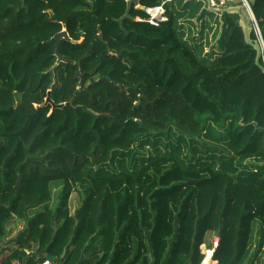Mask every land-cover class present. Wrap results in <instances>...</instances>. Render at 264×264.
Returning a JSON list of instances; mask_svg holds the SVG:
<instances>
[{"label":"trees","instance_id":"16d2710c","mask_svg":"<svg viewBox=\"0 0 264 264\" xmlns=\"http://www.w3.org/2000/svg\"><path fill=\"white\" fill-rule=\"evenodd\" d=\"M127 1L0 0V264H200L215 237V264H262L264 73L239 17L209 62L179 23L214 18L202 0L120 24Z\"/></svg>","mask_w":264,"mask_h":264},{"label":"water","instance_id":"95a60500","mask_svg":"<svg viewBox=\"0 0 264 264\" xmlns=\"http://www.w3.org/2000/svg\"><path fill=\"white\" fill-rule=\"evenodd\" d=\"M211 1L212 0H202V2L204 3V5L208 11L216 13V14H220V15H222V14H235L239 17L238 23H239V26L241 27L242 34L244 37V41L248 46H251L256 51L255 64L257 66H259L260 69L262 70V72L264 73V67L260 66V64H259L260 58L263 54V48L258 41H256V42L251 41V33L253 31L254 23H256L253 14L251 15L249 9L246 8L242 4L223 5V6H219V7H212ZM213 1L216 2L217 0H213ZM138 2H139V0H128L127 1L125 14L122 18H120L118 20L120 24H122L123 20L130 18L129 11H130L131 5H138ZM62 40H66L72 44L76 43V41L69 38L68 33L66 32L65 29H63L59 33L55 34L50 40L47 41V43L54 42L55 56L57 58L55 65H57L60 62L65 61L64 59H62V57L59 55V52H58L59 46H60V43ZM48 102H49V99L47 98L45 101V104H47ZM58 108H62V105L58 106ZM252 125L257 130L264 133V128H258L255 123H252Z\"/></svg>","mask_w":264,"mask_h":264},{"label":"built area","instance_id":"2783aa9c","mask_svg":"<svg viewBox=\"0 0 264 264\" xmlns=\"http://www.w3.org/2000/svg\"><path fill=\"white\" fill-rule=\"evenodd\" d=\"M173 1L174 0H163V4L161 6L156 7L154 9H147L146 12L148 13L150 17V22H154V21L158 22V21L166 20V18L164 17V5L172 3ZM234 2H239L242 5H244L246 8L249 9L250 14L252 15V10L247 0H217L216 2L211 1V6L219 7L223 5H230V4H233ZM253 29L255 33L257 34L258 42L261 44L263 48V52H264V43L262 41V38H261L259 29L256 23H254ZM217 245H218V237H215L213 240V247L211 249L206 248L204 245L200 247L201 253L203 255V259L200 264H215V261L213 259V254H214L215 249L217 248ZM41 264H56V263L50 260H44Z\"/></svg>","mask_w":264,"mask_h":264},{"label":"rangeland","instance_id":"374dc122","mask_svg":"<svg viewBox=\"0 0 264 264\" xmlns=\"http://www.w3.org/2000/svg\"><path fill=\"white\" fill-rule=\"evenodd\" d=\"M192 21H193L192 25H194L193 26V33H196L197 37H198V39H196L197 44L194 43L193 40L189 39L191 35H187V36H185V38H187L193 44V46H195L197 48L198 52L200 51L202 54L205 53V55L207 54L206 53L207 51L204 50V48H205L204 45H206V43H208V45H209L208 46V48H209L208 52H210V57L207 59L210 62L215 57L216 52L220 49V42H219L220 30H221L220 20L219 19H217L216 21L208 20V21H210V22H208V25L213 26L212 28H214V31H213L212 35L210 36L211 31L205 30L204 34H206L207 37L204 39L201 38V34L199 32L201 29V23L195 25L194 22L196 20L193 19ZM197 22H199V21H197ZM214 23H216V24H214ZM196 28H198V30H196ZM190 31H192V30H190ZM196 34H195V37H196ZM211 49H213L215 52L210 51ZM11 248H12V246L8 245L7 251H5L4 254L8 253ZM14 264H16V263H14ZM262 264H264V257L262 258Z\"/></svg>","mask_w":264,"mask_h":264},{"label":"crops","instance_id":"0c3cea01","mask_svg":"<svg viewBox=\"0 0 264 264\" xmlns=\"http://www.w3.org/2000/svg\"><path fill=\"white\" fill-rule=\"evenodd\" d=\"M184 3H185V1H183ZM182 2V0H174L172 3H173V6H174V9L175 8H178L179 6H180V3L182 4L183 3ZM233 4H238V2H234ZM136 6V8H138V9H143V10H146L145 8H143V7H140L139 6V4L138 5H135ZM172 6V7H173ZM203 9H206L207 10V8L205 7V5H204V3H203ZM208 11V10H207ZM210 12V11H209ZM213 13V12H212ZM215 14V17L214 18H208V17H205V19H204V21H200V20H196L195 22H194V24L195 25H197V24H199V23H201V29H200V34H201V38L202 39H204V38H206L207 37V35L206 34H204V32H205V30H207V31H211V33H210V36L212 35V33H213V31H214V28H212L213 26H209L208 25V22H210V21H208V20H211V21H216L217 19H219L220 20V14H216V13H214ZM197 21H199V22H197ZM179 23L181 24V26L183 27V29H182V31H183V34L185 35V36H187V35H191L190 36V38L189 39H191V40H193L194 41V43H196L197 44V42H196V39H198V37H197V34L196 33H193V26L194 25H192L193 24V21L192 22H187V21H179ZM214 24H216V23H214ZM208 25V26H207ZM220 26H221V23H220ZM190 27V28H189ZM190 30H192V31H190ZM196 30H198V28H196ZM195 34H196V37H195ZM209 36V37H210ZM210 41V40H209ZM208 43H206V45H204V50L205 51H207L206 53V55H205V53H203L202 54V56L204 57V58H209L210 57V52H208V50H209V48H208ZM210 51H212V52H215L213 49H211Z\"/></svg>","mask_w":264,"mask_h":264},{"label":"clouds","instance_id":"9594fccd","mask_svg":"<svg viewBox=\"0 0 264 264\" xmlns=\"http://www.w3.org/2000/svg\"><path fill=\"white\" fill-rule=\"evenodd\" d=\"M212 1H213V0H212ZM238 4H241V3L238 2ZM230 5H235V4H230ZM140 7H141V6H140ZM145 9L147 10V9H151V8H145ZM152 9H154V8H152ZM141 10H143V9H141ZM146 10H145V11H146ZM252 14H253V13H252ZM253 16H254V15H253ZM164 17H165V16H164ZM255 22H256V21H255ZM253 30H254V29H253ZM263 53H264V52H263ZM215 263H216V262H215Z\"/></svg>","mask_w":264,"mask_h":264}]
</instances>
